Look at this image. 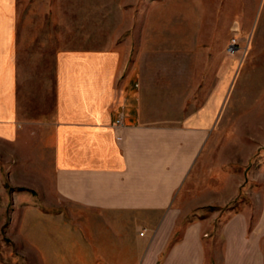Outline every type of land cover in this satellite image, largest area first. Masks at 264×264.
I'll list each match as a JSON object with an SVG mask.
<instances>
[{
	"label": "rangeland",
	"instance_id": "rangeland-1",
	"mask_svg": "<svg viewBox=\"0 0 264 264\" xmlns=\"http://www.w3.org/2000/svg\"><path fill=\"white\" fill-rule=\"evenodd\" d=\"M16 16L32 69L59 50L128 47L146 73L167 77L174 118L213 111L177 200L181 224L212 220L217 235L239 214L264 250V0H17ZM29 132L0 141V264H87L95 229L61 206L51 156Z\"/></svg>",
	"mask_w": 264,
	"mask_h": 264
},
{
	"label": "crops",
	"instance_id": "crops-1",
	"mask_svg": "<svg viewBox=\"0 0 264 264\" xmlns=\"http://www.w3.org/2000/svg\"><path fill=\"white\" fill-rule=\"evenodd\" d=\"M16 3L0 0V141L38 134L56 198L95 229L87 264H264L239 214L217 235L212 220L181 224L177 200L206 152L213 111L174 118L167 77L146 73L128 47L59 50L32 69L19 55Z\"/></svg>",
	"mask_w": 264,
	"mask_h": 264
},
{
	"label": "built area",
	"instance_id": "built-area-1",
	"mask_svg": "<svg viewBox=\"0 0 264 264\" xmlns=\"http://www.w3.org/2000/svg\"><path fill=\"white\" fill-rule=\"evenodd\" d=\"M123 125H124V115L121 114L114 122L115 129L118 131V133H119V129H121V127H123ZM140 235H144V232H141Z\"/></svg>",
	"mask_w": 264,
	"mask_h": 264
}]
</instances>
